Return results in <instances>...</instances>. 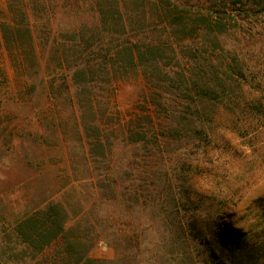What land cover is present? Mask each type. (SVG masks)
Listing matches in <instances>:
<instances>
[{
	"label": "trees",
	"instance_id": "obj_1",
	"mask_svg": "<svg viewBox=\"0 0 264 264\" xmlns=\"http://www.w3.org/2000/svg\"><path fill=\"white\" fill-rule=\"evenodd\" d=\"M9 1L15 30L28 35L35 60L43 33L45 50L74 67V97L88 115L86 133L110 149L133 148L127 178L137 166L151 180L133 178L135 192L163 198L156 207L174 214L182 233L185 224L200 231L203 162L264 143V0H29L32 17L26 0ZM139 79L147 88L143 114L127 119L116 100L123 83ZM183 151L178 186L169 183L165 163L161 175L148 170V158L167 162ZM258 229L261 241L253 247L236 228L211 235L230 263L261 264L264 212ZM66 230L62 206L51 203L22 220L16 234L39 264L95 263L74 242L58 249Z\"/></svg>",
	"mask_w": 264,
	"mask_h": 264
},
{
	"label": "rangeland",
	"instance_id": "obj_2",
	"mask_svg": "<svg viewBox=\"0 0 264 264\" xmlns=\"http://www.w3.org/2000/svg\"><path fill=\"white\" fill-rule=\"evenodd\" d=\"M25 4L32 17V4ZM17 21L11 1L0 0L2 264H39L18 238L16 227L51 203L62 206L66 219V238L58 249L74 242L93 264H233L211 232L232 227L247 234L250 247L261 241L256 236L264 212V143L241 147V155L227 152L214 161H202L207 167L197 183L205 196L202 229L191 232L185 224L182 233L172 223L174 214L156 207L163 198L135 192L139 179L151 182L142 177L144 170L136 166L134 176L127 178L134 149H110L106 141L101 146L84 130L88 115L84 118L79 112L74 97V67L61 63V54L53 58L45 50L43 33L36 42L37 62L28 35L15 30ZM118 95L125 118L143 114L147 88L142 80L123 83ZM183 153L167 162L150 157L148 170L161 175L165 163L169 183L178 186L185 174L178 159Z\"/></svg>",
	"mask_w": 264,
	"mask_h": 264
}]
</instances>
